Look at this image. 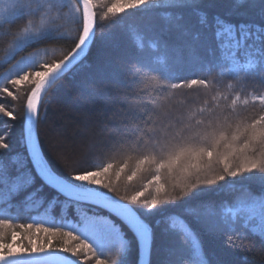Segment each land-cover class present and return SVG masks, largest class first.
Segmentation results:
<instances>
[{"label":"snow or ice","instance_id":"obj_1","mask_svg":"<svg viewBox=\"0 0 264 264\" xmlns=\"http://www.w3.org/2000/svg\"><path fill=\"white\" fill-rule=\"evenodd\" d=\"M152 3L153 0H116L104 12V18ZM161 3L183 7L195 0ZM261 11L264 13V7ZM201 16L205 18L203 13ZM95 24L93 0H0V34L7 38L0 67L11 65L0 73V100H17L20 88L27 87L23 136L26 154L13 158L18 165L15 175L0 161V264H68L69 257H75L72 264H128L133 242L143 264H150L147 258L151 255L154 230L161 221L154 224L149 217L165 204L175 206L177 199L186 206L164 218L166 231L175 232L190 252L187 258L181 256L169 264H207L187 216L216 229L231 226L242 218L253 232L264 233V192L257 194L245 189L236 206L220 214L219 221H210L207 212L198 214L196 206L187 205L189 199L221 182L235 185L255 179L264 183V114L239 119L232 107L238 97L231 99L230 105L222 107L220 103L235 94V88L226 80L235 83L242 76L246 78L256 64L264 76V27L236 26L217 17L215 40L220 58L207 68L212 78L173 82L170 73H161L158 88L164 99L180 88L211 89L215 93L212 103L194 108L191 104L168 107L160 101L149 102L138 115L130 113L134 126L130 127L125 120V126L118 129L111 142L103 145L105 152L113 154L109 159L122 158L117 177L125 168L130 172L128 181L142 170L151 171L150 183L155 184L156 194L141 202V191L131 196L114 194L116 188L109 177L112 163L81 166L65 174L40 146L37 125L42 99L58 80L81 63L94 36ZM59 41H71L72 46L62 58L49 61L47 49L40 46ZM242 55L253 59L243 63ZM134 68L129 69L130 75ZM258 102L264 106V95L258 97ZM0 114L16 119L15 111L3 103ZM8 148L6 138H0V149ZM130 162L133 167H129ZM216 166H220L219 172L215 171ZM177 170L183 177L181 183L174 180ZM162 174L173 180L171 190L167 180L161 182ZM46 190L52 193L48 199L40 195ZM21 194L24 206L36 215L32 217L33 223L21 222L22 231L17 232L11 215L5 213H11L14 197ZM57 207L62 213L60 220L52 214ZM68 209H72L73 218L67 216ZM5 229H11L10 242H5ZM26 232L29 234L24 235ZM57 239L63 242L62 246L53 247Z\"/></svg>","mask_w":264,"mask_h":264},{"label":"trees","instance_id":"obj_2","mask_svg":"<svg viewBox=\"0 0 264 264\" xmlns=\"http://www.w3.org/2000/svg\"><path fill=\"white\" fill-rule=\"evenodd\" d=\"M115 2L116 0H93L96 12L93 42L81 63L58 80L45 95L38 132L45 156L60 171L67 174L81 166L112 163L109 177L116 188L114 194L131 196L141 191L143 202L156 194L155 184L150 183L151 171L142 170L132 181H128L130 172L125 168L117 177L115 173L119 171L122 158L116 156L109 159L113 154L105 152L103 145L111 142V137L116 136L118 129L125 126V120L129 121L130 127L134 126L131 124L130 113L138 115L149 102L160 101L168 107L191 104L194 108L204 107L205 102L211 104L215 93L199 86L177 89L174 93H168V98L164 99L158 91L160 74L170 73L173 82L204 76L211 79L207 68L220 58L215 40L216 18L236 26L251 24L264 27V13L261 11L264 0H195V3L183 7L164 5L161 0H153L148 6L127 9L116 16L109 14L105 19L104 12ZM202 13L205 17L203 19ZM177 24L180 27H176ZM75 27L73 25V29ZM73 34L75 35V31ZM6 45L7 38L0 34V56H3ZM71 46V41H59L40 47L47 49L51 61L53 58H62V54ZM240 58L243 63L253 59L243 55ZM10 66L0 67V73ZM133 66L135 68L130 75L129 69ZM226 83L233 85L235 94L228 101H220L222 107L230 105L231 99L238 97L236 105L232 107L239 119H251L264 114V106L258 102V97L264 95V76L261 75L259 64L248 71L246 78L242 76L235 83L228 79ZM26 90V86L20 88L17 100H0V103L12 108L16 114L15 120L0 114V138H6L9 144L8 149H0V161L12 175L16 174L18 167L13 163V158L19 159L26 154L23 143ZM68 123L73 126L68 129L66 136L72 140L70 148L57 143V133L54 131V128L56 132H61L64 127L68 128ZM133 166L130 162L129 167ZM219 168L220 166H216L215 171L219 172ZM165 180L171 190L173 180L162 174L161 182ZM174 180L177 183L183 181L179 170L174 174ZM245 189L258 194L264 192V183L255 179L239 181L235 185L221 182L189 199L187 205L196 206L198 214L207 212L210 221H219L220 214L227 208L236 206ZM40 195L48 199L52 193L46 190ZM176 196H179V189ZM13 204L15 207L11 213L5 215H11L13 227L20 232L22 230L19 224L33 223L32 217L36 213L24 206L23 194L14 197ZM185 206L177 199L175 206L165 204L161 211L153 210L154 215L149 219L154 224L157 220L161 223L154 230L150 264H169L181 256L188 257L189 246L182 243L175 232L166 231L164 222L166 216L181 212ZM52 214L57 220L61 219L59 207ZM67 216L73 218L72 209L67 210ZM185 219L198 236L207 264H264V233L253 232L250 227L245 226L242 218L231 226L225 225L219 229L212 228L193 216ZM4 232L5 242H10L11 229H5ZM23 243L28 245L26 239ZM62 243L59 239L54 240L53 247H60ZM69 258L75 260V257ZM127 260L128 264L139 262V249L135 242L129 249ZM89 264H94V261H89Z\"/></svg>","mask_w":264,"mask_h":264},{"label":"rangeland","instance_id":"obj_3","mask_svg":"<svg viewBox=\"0 0 264 264\" xmlns=\"http://www.w3.org/2000/svg\"><path fill=\"white\" fill-rule=\"evenodd\" d=\"M72 127L73 126L70 123H68V128L67 127L62 128L61 132L60 131L56 132V129L54 128L55 133H57L56 134L57 143H60L61 145H65L67 148L71 147L72 140H70V137H66V136L68 129H71Z\"/></svg>","mask_w":264,"mask_h":264},{"label":"water","instance_id":"obj_4","mask_svg":"<svg viewBox=\"0 0 264 264\" xmlns=\"http://www.w3.org/2000/svg\"><path fill=\"white\" fill-rule=\"evenodd\" d=\"M93 7H94V6H93ZM94 10H95V9H94ZM95 31H96V24H95V28H94V36H95ZM94 36H93L92 40L90 41V45H91V43L93 42ZM89 47H90V46H89ZM88 51H89V48H86V49H85V55H84V57L88 54ZM84 57H83V58H84ZM44 97H45V96H44ZM44 97H43V99H42V103H43ZM42 103H41V107H42ZM37 131H38V125H37ZM40 146H41V144H40ZM41 148H42V147H41ZM151 252H152V248H151ZM147 259L151 262V255H150ZM72 261H74V260L71 259V258H69V259H68V264H72ZM21 264H24V261H21ZM138 264H143V258H142V256H141L140 252H139V262H138Z\"/></svg>","mask_w":264,"mask_h":264}]
</instances>
